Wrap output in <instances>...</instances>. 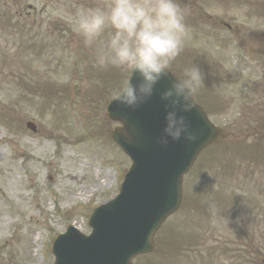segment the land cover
<instances>
[{
    "label": "rangeland",
    "instance_id": "rangeland-1",
    "mask_svg": "<svg viewBox=\"0 0 264 264\" xmlns=\"http://www.w3.org/2000/svg\"><path fill=\"white\" fill-rule=\"evenodd\" d=\"M227 1L192 0L196 10H203L216 21L237 27L264 25L260 17L247 18L250 10L244 5L237 6L240 10L233 12L223 11L221 3ZM26 2L37 11L28 19H21L16 10L25 12L26 5L16 0H0V13L16 16L7 17L4 22L0 20V209L5 214L0 216V227L8 222L0 228V264H54L52 241L56 237H52L65 232L70 224L88 234V220L94 208L118 193L131 165L129 158L111 146L106 137L116 125L106 117L107 102L103 98L124 81L116 84L108 79L103 74L114 67L102 69L96 64L95 56L92 57L95 46L101 47L103 37L88 47L74 30L77 9L107 5L112 0L54 2L50 6L56 9L54 13L48 12L44 0ZM250 2L253 1L247 4ZM185 4L189 7V1ZM43 10L45 13L40 16ZM190 15L189 22L197 27L188 26L183 50L171 63L172 67L178 68L181 74L185 67L203 68L204 83L196 92L202 94L207 90L209 97L203 102L210 118L235 137L211 148L207 152L211 153L206 154L210 156L198 162L186 183V192L188 189L190 192L186 194L184 206L171 218L169 229L157 236L155 255L139 258L137 264H264V161L253 157L254 152L249 153L255 151L264 158V127L259 124L247 127L249 121L264 115V108L257 114L252 112L257 102H264L259 90L256 93L263 81L256 84V75L252 74L254 84L248 85L242 77L248 74L243 72L246 70L243 66H248L249 61L264 65V53L260 51L261 55L253 56L240 45L233 46L232 35L218 31L215 22L206 16L202 18L204 14L194 11ZM40 20H43L41 30L35 28ZM198 27L197 39L189 42ZM32 36L35 40L41 36L56 52L46 50L39 62L25 61L32 74L28 81L39 79L37 86H48V90H35L32 98L27 95L22 100L24 90L17 80L23 73L21 64L12 68L7 64L14 54L21 56L19 61L23 60L20 48L31 42ZM68 43L70 46L66 47ZM46 59L48 62L44 63ZM65 102L71 114L62 110ZM79 113L87 120L84 128L77 123ZM28 121L36 124L37 133L26 128ZM93 124L99 125L93 130ZM67 126L78 128L82 139L60 131ZM254 129L260 135L252 134ZM247 134L251 137L246 141ZM237 141H246L244 146L252 150L237 152L227 146ZM78 190L82 191L81 195L77 194ZM218 193L233 198L229 203L223 198L226 204L220 205L217 200L223 199L218 196L223 195ZM209 200L222 213L215 221L207 212ZM21 220L27 229L17 232L16 224ZM38 221L41 222L39 232L32 231L34 222ZM171 230L173 236H184L180 243L179 239L171 242Z\"/></svg>",
    "mask_w": 264,
    "mask_h": 264
},
{
    "label": "water",
    "instance_id": "water-1",
    "mask_svg": "<svg viewBox=\"0 0 264 264\" xmlns=\"http://www.w3.org/2000/svg\"><path fill=\"white\" fill-rule=\"evenodd\" d=\"M164 77L155 87L150 100L122 115L110 109L111 117L121 120L124 128L114 139L132 158L133 167L126 177L122 193L108 206L100 207L90 225L91 237L72 228L55 245L57 264H130L131 259L152 249V236L181 200V177L198 154L215 141L218 132L206 121L198 107L181 113L191 129L201 133L195 144L183 138L167 147L157 143L165 127V105L162 93L170 86ZM118 107H124L117 105Z\"/></svg>",
    "mask_w": 264,
    "mask_h": 264
},
{
    "label": "clouds",
    "instance_id": "clouds-1",
    "mask_svg": "<svg viewBox=\"0 0 264 264\" xmlns=\"http://www.w3.org/2000/svg\"><path fill=\"white\" fill-rule=\"evenodd\" d=\"M190 11L184 0H112L107 5L80 7L74 14V30L85 46L95 44L107 31L106 43L95 50L96 64L102 69L121 68L126 73L123 84L111 94L112 102L135 110L150 100L164 77L172 75L170 86L161 95L168 102L166 124L157 139L163 147H167L169 138H183L191 145L201 135L191 129L181 113L196 109L194 95L204 83V70L193 65L185 67L180 76L170 70L183 50ZM137 75L139 80L134 82ZM206 206L213 221L222 215L214 201H207Z\"/></svg>",
    "mask_w": 264,
    "mask_h": 264
},
{
    "label": "bare ground",
    "instance_id": "bare-ground-1",
    "mask_svg": "<svg viewBox=\"0 0 264 264\" xmlns=\"http://www.w3.org/2000/svg\"><path fill=\"white\" fill-rule=\"evenodd\" d=\"M36 155H38L37 153H35ZM14 182H16V181H14ZM103 183H105V181H103ZM101 186H99V188H100ZM2 204H0V206H1ZM18 205V204H17ZM17 208L18 209H22L20 206H17ZM0 216H5V214H4V211L2 210V209H0ZM38 224L36 225V227L34 228V230H37L38 232H39V230H40V224H41V222H37ZM1 238V237H0ZM1 240V239H0ZM30 237L28 238V242H27V248H29V246H30ZM30 250H28V252H29ZM38 262L40 263V259H38ZM30 264H35V262H31Z\"/></svg>",
    "mask_w": 264,
    "mask_h": 264
}]
</instances>
